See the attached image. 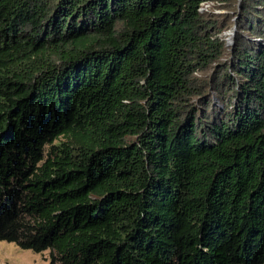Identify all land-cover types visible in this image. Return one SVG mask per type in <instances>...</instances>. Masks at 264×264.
Wrapping results in <instances>:
<instances>
[{
	"label": "trees",
	"instance_id": "1",
	"mask_svg": "<svg viewBox=\"0 0 264 264\" xmlns=\"http://www.w3.org/2000/svg\"><path fill=\"white\" fill-rule=\"evenodd\" d=\"M0 240L264 264V0H0Z\"/></svg>",
	"mask_w": 264,
	"mask_h": 264
},
{
	"label": "rangeland",
	"instance_id": "2",
	"mask_svg": "<svg viewBox=\"0 0 264 264\" xmlns=\"http://www.w3.org/2000/svg\"><path fill=\"white\" fill-rule=\"evenodd\" d=\"M208 6L206 7V9ZM216 15H229V12L225 10L223 4H219L212 9ZM235 20L234 18H231ZM235 26L232 30H227L224 35L226 46L231 47L233 45V35ZM48 251L36 253L32 250L21 249L12 242H6L0 240V264H48Z\"/></svg>",
	"mask_w": 264,
	"mask_h": 264
},
{
	"label": "built area",
	"instance_id": "3",
	"mask_svg": "<svg viewBox=\"0 0 264 264\" xmlns=\"http://www.w3.org/2000/svg\"><path fill=\"white\" fill-rule=\"evenodd\" d=\"M205 7H207V5H205ZM204 8H199L200 11H202Z\"/></svg>",
	"mask_w": 264,
	"mask_h": 264
}]
</instances>
